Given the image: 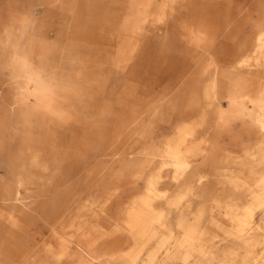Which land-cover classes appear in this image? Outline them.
Listing matches in <instances>:
<instances>
[{
  "label": "rangeland",
  "instance_id": "374dc122",
  "mask_svg": "<svg viewBox=\"0 0 264 264\" xmlns=\"http://www.w3.org/2000/svg\"><path fill=\"white\" fill-rule=\"evenodd\" d=\"M263 101L264 0H0V264H264Z\"/></svg>",
  "mask_w": 264,
  "mask_h": 264
},
{
  "label": "bare ground",
  "instance_id": "6f19581e",
  "mask_svg": "<svg viewBox=\"0 0 264 264\" xmlns=\"http://www.w3.org/2000/svg\"><path fill=\"white\" fill-rule=\"evenodd\" d=\"M212 89V88H211ZM257 124L259 125V128L264 131V101H263V105L261 106L259 112L257 113L256 115V118H255ZM183 161V160H182ZM150 164V163H149ZM186 164V163H185ZM138 179V178H137ZM139 180V179H138ZM7 194V193H6ZM18 195V194H17ZM8 196V195H7ZM8 200V199H7ZM16 200V199H15ZM98 219V217H97ZM100 221V219H98ZM98 221V222H99ZM95 222V220H94ZM243 230V228H242ZM202 251V250H201ZM84 252V251H83ZM202 255H205V252L202 251Z\"/></svg>",
  "mask_w": 264,
  "mask_h": 264
}]
</instances>
